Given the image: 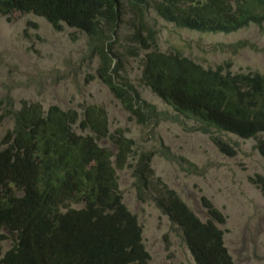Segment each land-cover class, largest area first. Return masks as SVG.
Here are the masks:
<instances>
[{
    "label": "trees",
    "instance_id": "16d2710c",
    "mask_svg": "<svg viewBox=\"0 0 264 264\" xmlns=\"http://www.w3.org/2000/svg\"><path fill=\"white\" fill-rule=\"evenodd\" d=\"M127 1L133 13L128 21L134 29L132 41L144 47L154 33L147 29L149 38L143 35L149 9L176 26L202 32H230L264 23V0ZM122 2L0 0V15L33 13L56 30L65 24L86 32L93 38L91 51L100 58V79L141 123H178L181 118L197 120L198 125L185 129L201 130L208 136L215 130L243 139L264 134V75L256 71L232 73L220 65L204 68L177 50L146 53L141 80L172 105L175 115L141 101L130 83L118 86L122 83L114 75L128 53L121 57L122 52L108 42L111 35L105 38L98 26L106 20L115 30L122 20ZM139 49L128 52L138 57ZM92 106L84 107L80 127L93 131L95 138L73 132L71 125L77 118L73 110L51 106L43 115L39 104L25 102L13 112V127L0 135V264H148L142 229L123 204L117 186L116 169L124 165V139L113 138L116 154L98 144L96 140L108 134L107 116L102 108ZM1 110L0 103V122ZM211 141L223 154L234 155L223 138L214 136ZM256 147L264 159V138L257 139ZM161 153L166 159L173 158L167 149ZM149 159L148 153L139 154L133 171L139 198L146 189ZM254 182L264 196V177L256 175ZM152 198L181 226L183 241L196 264H234L223 231L216 225L225 217L210 202L202 197L207 217L201 220L164 183ZM3 229L13 236L10 249L4 252L1 242L7 235Z\"/></svg>",
    "mask_w": 264,
    "mask_h": 264
},
{
    "label": "rangeland",
    "instance_id": "374dc122",
    "mask_svg": "<svg viewBox=\"0 0 264 264\" xmlns=\"http://www.w3.org/2000/svg\"><path fill=\"white\" fill-rule=\"evenodd\" d=\"M132 15L131 5L123 0L122 20L116 29L112 31V25L102 20L98 31L105 38L111 35L108 42L122 52L121 57L128 53L114 75L115 81L122 83L118 86L130 83L141 101L159 111L176 114L171 104L141 80L143 58L148 52L177 50L205 68L220 65L232 73L256 71L264 75V23L247 24L230 32H202L176 26L149 9L143 35L149 38L147 29L154 33L144 47L132 41L134 29L128 23ZM92 45L93 38L86 32L65 24L56 30L33 13L0 15V135L13 127V112L25 102L39 104L43 115L51 106L73 110L77 118L71 126L76 134H92L80 127L83 110L88 105L100 107L107 116L108 134L96 141L116 154L113 138L124 139V165L116 169L117 186L123 204L142 229V243L150 256L148 264H195L183 241L181 226L173 223L152 198L162 183L201 220L207 217L202 197L224 215V222L216 225L223 231L234 264H264V196L254 182L255 175L264 177V159L255 150L257 139L262 140L264 134L243 139L215 130L208 136L201 130H186L199 122L181 118L178 123L139 122L100 79V58L91 51ZM137 47L142 50L138 57H132L128 50L134 54ZM141 108L145 111L144 106ZM92 136L95 138V134ZM214 136L227 138L226 145L234 155L223 154L211 141ZM164 148L172 159L162 155ZM143 152L150 156V173L139 198V182L133 171ZM1 232L7 235L1 242L4 252L10 249L13 236L4 229Z\"/></svg>",
    "mask_w": 264,
    "mask_h": 264
},
{
    "label": "clouds",
    "instance_id": "9594fccd",
    "mask_svg": "<svg viewBox=\"0 0 264 264\" xmlns=\"http://www.w3.org/2000/svg\"><path fill=\"white\" fill-rule=\"evenodd\" d=\"M201 66H202V65H201ZM204 68H205V67H204ZM206 68H208V67H206ZM224 139H225V140H228V139H227V138H225V137H224ZM255 150H256V151L258 152V154L261 156V154L259 153V151H258L257 147H255ZM255 176H256V175H255ZM262 177H263V176H262ZM256 185H257V184H256ZM257 186H258V185H257ZM258 187H259V186H258ZM259 189H260V187H259Z\"/></svg>",
    "mask_w": 264,
    "mask_h": 264
},
{
    "label": "bare ground",
    "instance_id": "6f19581e",
    "mask_svg": "<svg viewBox=\"0 0 264 264\" xmlns=\"http://www.w3.org/2000/svg\"><path fill=\"white\" fill-rule=\"evenodd\" d=\"M22 13V12H21ZM9 15V14H8ZM44 18V17H43ZM45 19V18H44ZM46 20V19H45ZM67 27H69V26H67ZM71 28H74V27H71ZM134 42V41H133ZM1 123H2V121L0 122V125H1ZM225 245V244H224ZM187 248V247H186ZM230 254V253H229ZM192 257V256H191ZM193 259V258H192ZM194 261V260H193ZM169 263H174V262H169ZM194 263H195V261H194ZM175 264V263H174ZM196 264V263H195Z\"/></svg>",
    "mask_w": 264,
    "mask_h": 264
}]
</instances>
